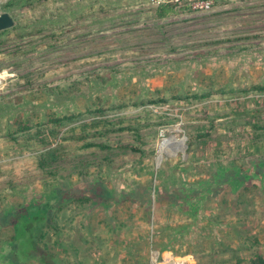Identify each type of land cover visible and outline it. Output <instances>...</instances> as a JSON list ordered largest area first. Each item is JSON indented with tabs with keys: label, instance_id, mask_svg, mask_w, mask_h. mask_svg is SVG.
Returning <instances> with one entry per match:
<instances>
[{
	"label": "rangeland",
	"instance_id": "rangeland-1",
	"mask_svg": "<svg viewBox=\"0 0 264 264\" xmlns=\"http://www.w3.org/2000/svg\"><path fill=\"white\" fill-rule=\"evenodd\" d=\"M240 2L0 0V264H43L33 239L59 264L264 257V0Z\"/></svg>",
	"mask_w": 264,
	"mask_h": 264
},
{
	"label": "built area",
	"instance_id": "built-area-1",
	"mask_svg": "<svg viewBox=\"0 0 264 264\" xmlns=\"http://www.w3.org/2000/svg\"><path fill=\"white\" fill-rule=\"evenodd\" d=\"M223 1L225 0H146L147 4L153 8L172 7L178 11L184 10L191 13L210 11Z\"/></svg>",
	"mask_w": 264,
	"mask_h": 264
},
{
	"label": "trees",
	"instance_id": "trees-1",
	"mask_svg": "<svg viewBox=\"0 0 264 264\" xmlns=\"http://www.w3.org/2000/svg\"><path fill=\"white\" fill-rule=\"evenodd\" d=\"M160 8H165V7H160ZM167 8H171V9H173L172 7H167ZM260 164V163H259ZM217 173V172H216ZM236 173V171L234 172V174ZM224 174V173H223ZM233 174V175H234ZM217 175V174H216ZM233 175H231V176H233ZM231 176H229V177H231ZM214 177H218V176H214ZM233 178V177H232ZM232 181H234L237 185H240V184H243V182L241 181V179L239 180V178L238 177H235L234 179H232ZM200 195V194H199ZM198 196V195H197ZM196 196H194V198H195ZM186 205L188 206V208L190 207V200L189 199H186ZM31 205L32 204H27V205H24V207H31ZM13 207V206H12ZM4 211V210H3ZM2 211V212H3ZM51 212H52V210H51ZM33 241H34V244H35V247H36V250H32L31 252H30V254L27 256V258L31 255V253H33V252H39V254H40V256H41V261H44V263L43 264H59L58 263V261L55 259V261L56 262H53V263H51V262H47L46 260H45V257H46V255L45 254H47L48 252L47 251H45L43 248L42 249H39V246H38V243L33 239ZM6 256V258H7V254L5 255ZM10 256V255H9ZM48 256V255H47ZM49 256H51V255H49ZM58 259V258H57ZM11 262H13V260H11ZM237 264H264V257L263 256H256L254 259H252V260H250L249 262H247V263H244L243 261H240V262H238Z\"/></svg>",
	"mask_w": 264,
	"mask_h": 264
},
{
	"label": "water",
	"instance_id": "water-1",
	"mask_svg": "<svg viewBox=\"0 0 264 264\" xmlns=\"http://www.w3.org/2000/svg\"><path fill=\"white\" fill-rule=\"evenodd\" d=\"M12 25V20L7 13L0 14V29Z\"/></svg>",
	"mask_w": 264,
	"mask_h": 264
},
{
	"label": "crops",
	"instance_id": "crops-1",
	"mask_svg": "<svg viewBox=\"0 0 264 264\" xmlns=\"http://www.w3.org/2000/svg\"><path fill=\"white\" fill-rule=\"evenodd\" d=\"M139 1H144V4H145V2H146V0H139ZM229 2H231V1H229ZM228 2V3H229ZM147 3V2H146ZM240 4H242V0H241V2H240ZM148 5V4H147ZM223 5H225L224 3L222 4V5H219V6H217V7H215V10L216 11H221V10H225V6H223ZM149 6V5H148ZM174 9V8H173ZM174 10H176V9H174ZM184 11V10H183ZM188 13H191V12H188Z\"/></svg>",
	"mask_w": 264,
	"mask_h": 264
}]
</instances>
